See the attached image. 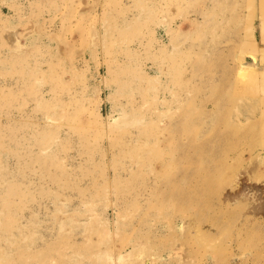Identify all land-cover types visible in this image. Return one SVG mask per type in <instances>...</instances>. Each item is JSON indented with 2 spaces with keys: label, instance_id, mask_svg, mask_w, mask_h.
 <instances>
[{
  "label": "rangeland",
  "instance_id": "rangeland-1",
  "mask_svg": "<svg viewBox=\"0 0 264 264\" xmlns=\"http://www.w3.org/2000/svg\"><path fill=\"white\" fill-rule=\"evenodd\" d=\"M259 1L0 0V264H264Z\"/></svg>",
  "mask_w": 264,
  "mask_h": 264
},
{
  "label": "bare ground",
  "instance_id": "bare-ground-1",
  "mask_svg": "<svg viewBox=\"0 0 264 264\" xmlns=\"http://www.w3.org/2000/svg\"><path fill=\"white\" fill-rule=\"evenodd\" d=\"M17 40H18V39H17ZM15 43H16V42H15ZM17 43H18V42H17ZM19 44H21V43H19ZM21 45H22V44H21ZM244 67H245V66H244ZM247 69H248V67H247ZM249 69H250V68H249ZM262 81H263V80H262ZM234 125H235V124H234ZM243 125H244V124H243ZM231 127H233V126H229V128H231ZM229 128H228V129H229ZM223 129H224V128H223ZM217 130H219V128H218ZM235 130H236V129H235ZM242 131H243V128H242ZM236 132H237V131H236ZM219 133H220V132H219ZM235 134H236V133H235ZM209 135H210V134H209ZM220 135H222V134H220ZM220 135L218 134V137H219ZM223 135H224V134H223ZM227 135H228V133H227ZM207 137H208V136H207ZM226 137H227V136H226ZM226 137H225V138H226ZM223 138H224V137H223ZM216 139H217V138H216ZM216 139H215V140H216ZM218 139H219V138H218ZM215 140H213V141H215ZM219 140H220V139H219ZM226 140H227V139H226ZM209 141H211V140L209 139ZM231 141H233V140L231 139ZM218 142H219V141H218ZM224 142H225V141H224ZM244 142H245V141H244ZM244 142H243V143H244ZM207 143H208V141H207ZM207 143H206V145H207ZM215 143H216V142H215ZM219 143H220V142H219ZM195 144H196V143H195ZM211 144H212V143H211ZM211 144H210V145H211ZM232 144L234 145V143H232ZM198 145H200V144H198ZM198 145L196 144L195 146H198ZM206 145H205V147H206ZM222 145H223V144H222ZM230 145H231V144H230ZM255 145H257V144L255 143ZM255 145H254V146H255ZM212 146H213V145H212ZM218 146H219V145H218ZM231 146H232V145H231ZM192 147H193V146H192ZM202 147H203V146H202ZM202 147H201V148H202ZM227 147H228V146H227ZM229 147H230V146H229ZM233 147H234V146H233ZM247 147H248V146H247ZM260 147H261V146H260ZM198 148H199V147H198ZM198 148H197V149H198ZM210 148H211V147H210ZM221 148H222V147L220 146V149H221ZM258 148H259V147H258ZM215 149H216V148H215ZM222 149L224 150V148H222ZM222 149H221V150H222ZM225 149H226V148H225ZM228 149H229V148H228ZM240 149H241V148H240ZM240 149H239V150H240ZM254 149H256V148H254ZM259 149H261V148H259ZM208 150H209V149H208ZM208 150H207V152H208ZM241 150H242V149H241ZM243 150L245 151V149H243ZM256 150H257V149H256ZM199 151H200V150H199ZM210 151H211V150H210ZM212 151H213V150H212ZM224 151H225V150H224ZM224 151H222V152H224ZM261 152H262V151H261ZM220 153H221V152H220ZM200 154H201V153H200ZM222 154H223V153H222ZM226 154H227V153H226ZM244 154H245V153H244ZM248 154H249V153H248ZM194 155H195V154H194ZM223 155L225 156V154H223ZM214 156H215V155H214ZM238 156H239V155H238ZM242 156H243V155H242ZM251 156H252V155H251ZM206 157H207V156H206ZM227 157H228V156H227ZM195 158H198V157L196 156ZM210 158H211V157H210ZM223 158H224L225 160L228 159V158H226V157H223ZM263 158H264V157H263ZM263 158H262V159H263ZM231 159H232V158H231ZM237 159H238V158H237ZM241 159H242V158H241ZM259 159H260V158H259ZM206 160H207V158H206ZM218 160H219V159H218ZM252 160H253V158H252ZM195 161H196V160H195ZM199 161H200V159H199ZM248 161H249V160H248ZM253 161H255V160H253ZM256 161H257V160H256ZM203 162H204V161H203ZM203 162H202V163H203ZM208 162H209V160H208ZM234 162H235V161H234ZM251 162H252V161H251ZM196 163H197V162H196ZM200 163H201V162H200ZM262 163H263V162H262ZM219 164H221V162H220ZM203 165H204V164H203ZM207 165H208V164H207ZM213 165H214V164H213ZM221 165H222V164H221ZM221 165H220V166H221ZM227 165H228V163H227ZM229 165H231V164L229 163ZM234 165H235V164H234ZM234 165H233V166H234ZM241 165H242V164H241ZM255 165H257L256 162H255V164H253L251 167H249L248 170L246 169V168H247V167H246V168H245V169L247 170L246 173H253V171L255 170ZM209 166H210V165H209ZM223 166H224V165H222V168H223ZM228 167H230V166H228ZM199 168H200V167H199ZM232 168H233V167H232ZM257 168H258V167H257ZM211 169H212V168H211ZM245 169H244V170H245ZM258 169H259V168H258ZM207 170H208V169H207ZM213 170H214V168H213ZM215 170H216V168H215ZM221 170H222V169H221ZM232 170H233V169H232ZM237 170H238V169H237ZM222 171H224V170H222ZM229 171H230V170H229ZM238 171H240V170H238ZM226 172H227V170H226ZM234 172H236V171L234 170ZM241 172H242V171H241ZM211 173L213 174L214 172H210L209 174H211ZM216 173H217V170H216ZM218 173L221 174V173H223V172H218ZM224 174H225V173H224ZM201 175H202V174H201ZM206 175L208 176V174H206ZM215 175H216V174H214V176H215ZM227 175H228V174H227ZM230 175H231V174H230ZM245 175H246V174H245ZM249 175H251L249 179H254L253 174H249ZM212 176H213V175H212ZM212 176H211V177H212ZM214 176H213L212 178H214ZM217 176L220 177L219 174H217ZM223 176H224V175H223ZM228 176H229V175H228ZM243 176H244V175H243ZM258 176H262V175L260 174V175H258ZM219 177H218V178H219ZM233 177H234V174H233ZM240 177H241V174H240ZM240 177L238 176V178H240ZM195 178H196V177H195ZM208 178L210 179V177H208ZM206 179H207V178H206ZM206 179H205V180H206ZM219 179H220V180L222 179V175H221V178H219ZM247 179H248V177H247ZM249 179H248V180H249ZM217 180H218V179H217ZM222 180H223V179H222ZM234 180H235V179H234ZM237 180H238L237 183H236L237 186H235L236 189H234V190H233L232 192H230V193H229V191H228V192H227L228 194H226V195L224 194L225 196H224V198H223V206H225V207H228V206L230 207V204H232V203H233V204H234V203H239V202H241L243 199L248 200V199L250 198V197L248 196L249 194H248V192L246 191V188H242V187L240 186L239 179H237ZM224 181H225V180H224ZM240 181H241V180H240ZM258 181H259V180H258ZM258 181H257V182H258ZM233 182H234V181H233ZM241 182H242V181H241ZM260 182H261V181H260ZM263 182H264V181H263ZM242 183H243V182H242ZM204 184H205V183H204ZM215 184H216V183H215ZM234 184H235V183H234ZM238 184H239V186H238ZM260 184H262V183H260ZM213 185H214V184H213ZM219 185H220V184H219ZM223 185H224V184H223ZM226 185H227V184H226ZM257 185H258V183L256 184L255 187H257ZM202 186H203V185H202ZM204 186H205V185H204ZM210 186H211V184H210ZM214 186H215V185H214ZM251 186H252V185H251ZM205 187H206V186H205ZM232 187H233V186H232ZM253 187H254V186H253ZM253 187H252V188H253ZM213 188H214V187H213ZM216 188H217V187H216ZM226 188H227V187H226ZM226 188H224V189H226ZM229 188H230V187H229ZM206 189H207V188H206ZM209 189H210V188H209ZM211 189H212V187H211ZM217 189H218V188H217ZM231 189H232V188H231ZM231 189H230V190H231ZM250 189H251V188H250ZM203 190H205V188H204ZM214 190H215V189H214ZM219 190H220V189H219ZM251 190L253 191V189H251ZM197 191H198V190H197ZM222 191H224V190H222ZM249 191H250V190H249ZM252 191H251V192H252ZM209 192H210V191H208V193H209ZM200 193H202V192H200ZM208 193H207V195H208ZM211 193H212V192H211ZM249 193H250V192H249ZM252 194H253V193H252ZM197 195H198V194H197ZM199 195H200V194H199ZM195 196H196V195H195ZM200 196H201V195H200ZM204 196H205V195H204ZM218 196H219V195H218ZM251 196H252V195H251ZM202 198H203V196H202ZM196 199H198V198H196ZM203 199H204V198H203ZM203 199H202V200H203ZM219 200H220V198L218 199V201H219ZM250 200H251V199H250ZM192 201H193V200H192ZM218 201H217V202H218ZM248 201H249V200H248ZM246 202H247V201H246ZM193 203H194V202H193ZM215 203H216V202H215ZM249 203H251V202H249ZM211 204H212V203H211ZM240 204H243V203H240ZM244 204H245V202H244ZM237 206H238V205H235L234 207H236V209H237ZM239 206H241V205H239ZM239 206H238V207H239ZM243 206H244V205H243ZM234 207H232V209H233ZM241 207H242V206H241ZM253 207H254V206H253ZM253 207H251V208L253 209V211H251V213L256 214L257 212H256L255 209H254L255 207H254V208H253ZM242 208H243V207H242ZM246 208H247V207H246ZM263 208H264V206L260 207L261 210H262ZM215 209H216V208H215ZM247 209H248V208H247ZM249 209H250V208H249ZM231 211H232V210H231ZM247 212H248V211H247ZM228 213H230V212L228 211ZM251 213H250V214H251ZM246 214H248V213H246ZM236 215H237V214H236ZM250 216L252 217L253 215H250ZM209 218H210V217H209ZM200 219H201V218H200ZM232 220H233V219H232ZM236 220H239V219H236ZM243 220H244V219H243ZM194 221H195V220H194ZM250 221H251V220H250ZM232 222H233V221H232ZM192 224H194V223H192ZM209 224H210V223H209ZM190 225H191V224H190ZM218 225L220 226V224H218ZM248 226H249V225H248ZM190 227H191V226H190ZM192 227H194V226H192ZM192 227H191V228H192ZM209 228H210V227H209ZM206 231H207V230H206ZM216 231H217V230H216ZM218 231H219V230H218ZM194 233H195V230H194ZM196 235H197V234H196ZM196 237H197V236H196ZM206 238H207V237H206ZM231 241H232V240H231ZM234 241H236V240H234ZM234 241H233V242H234ZM206 242H207V241H206ZM235 244H236V243H235ZM238 244H239V243H238ZM238 244H237V245H238ZM200 245H201V244H200ZM212 245H213V244H212ZM226 246H228V245H226ZM204 247L206 248V246H204ZM207 247H208V246H207ZM250 247H251V246H250ZM201 248H202V246H201ZM196 250L198 251V249H196ZM197 251H196V252H197ZM204 251H206V250H204ZM210 251H211V250H210ZM215 251H216V250H215ZM215 251H213V252L215 253ZM230 251H231V250H230ZM207 252H209V251H207ZM211 252H212V251H211ZM213 252H212V253H213ZM239 252L241 253V251H239ZM239 252H238V253H239ZM247 252H248V251H247ZM198 253H199V251H198ZM214 253H213V254H214ZM231 253H232V252H230V255H231ZM213 254H211V255H213ZM215 254H216V253H215ZM217 254H218V253H217ZM120 255H121V254H120ZM232 255H233V254H232ZM245 255H246V254H245ZM214 256H216V255H214ZM219 256H220V255H219ZM234 256H236V255H234ZM243 256H244V255H243ZM121 258H123V257H121ZM216 258H217V257H216ZM236 258H237V257H236ZM242 258H244V257H242ZM231 259H232V258H231ZM245 259H246V258H245ZM245 259H243V260H245ZM248 259H249V258H248ZM215 260H216V259H215ZM228 260H229V259H228ZM243 260H242V262H244ZM249 260H250V259H249ZM220 261H221V260H220ZM220 261H219V263H220ZM245 261H246V260H245ZM204 262H205V261H204ZM210 262H211V261H210ZM212 262H213V261H212ZM240 262H241V261H240ZM242 262H241V263H242ZM252 262H253V261H252ZM228 263H229V261H228ZM141 264H144V262L141 263ZM212 264H213V263H212ZM214 264H215V262H214ZM248 264H249V263H248ZM256 264H257V263H256Z\"/></svg>",
  "mask_w": 264,
  "mask_h": 264
},
{
  "label": "crops",
  "instance_id": "crops-1",
  "mask_svg": "<svg viewBox=\"0 0 264 264\" xmlns=\"http://www.w3.org/2000/svg\"><path fill=\"white\" fill-rule=\"evenodd\" d=\"M257 17L254 22V46L264 48V2L259 1Z\"/></svg>",
  "mask_w": 264,
  "mask_h": 264
}]
</instances>
